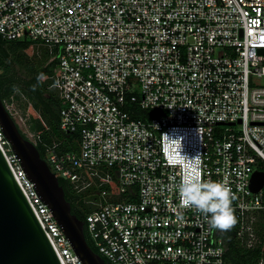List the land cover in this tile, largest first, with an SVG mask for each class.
Wrapping results in <instances>:
<instances>
[{
	"label": "built area",
	"instance_id": "1",
	"mask_svg": "<svg viewBox=\"0 0 264 264\" xmlns=\"http://www.w3.org/2000/svg\"><path fill=\"white\" fill-rule=\"evenodd\" d=\"M0 36L57 60L49 88L79 149L54 143L45 161L77 193L108 186L84 223L105 261L225 264V239L180 203L179 185L197 172L231 188L240 243H261L264 185L250 184L264 172V0H0ZM10 102L36 145L31 114ZM131 105L157 113L135 119ZM0 146L62 264H83L1 127Z\"/></svg>",
	"mask_w": 264,
	"mask_h": 264
},
{
	"label": "water",
	"instance_id": "2",
	"mask_svg": "<svg viewBox=\"0 0 264 264\" xmlns=\"http://www.w3.org/2000/svg\"><path fill=\"white\" fill-rule=\"evenodd\" d=\"M264 54V49L259 51ZM0 127L13 154L33 182L83 264H109L88 245L84 222L72 213L58 178L36 146L24 138L0 97ZM264 185V172L255 171L252 192ZM0 264H62L33 206L21 188L0 146Z\"/></svg>",
	"mask_w": 264,
	"mask_h": 264
},
{
	"label": "trees",
	"instance_id": "3",
	"mask_svg": "<svg viewBox=\"0 0 264 264\" xmlns=\"http://www.w3.org/2000/svg\"><path fill=\"white\" fill-rule=\"evenodd\" d=\"M35 47L37 46L28 40H4L0 36V97L5 104L19 94L25 96L31 103L34 113L30 115L28 129L40 135V140L35 146L41 158L45 160L47 146L54 143H56L58 151H78L79 133L60 130V103L55 92L49 88L52 84L57 60L55 57L45 60L42 56L37 60L32 59L29 51ZM40 47L38 46V48ZM38 77L41 78L37 79ZM129 108L131 116L135 119L149 118L157 113L139 109L136 105H131ZM19 131L27 139L26 134L20 128ZM59 184L63 187L72 213L85 223V216L91 212L90 207L85 203V195L81 192L77 193L73 185L62 179H59ZM101 188H108V186L105 185ZM100 189L91 188L87 191H90L96 198ZM257 224L261 243L250 248L241 244L236 237L237 219L236 223L228 230L215 228L218 235L225 239L227 245L225 264H257L264 256V213L259 215ZM84 232L88 245L98 254L86 227Z\"/></svg>",
	"mask_w": 264,
	"mask_h": 264
},
{
	"label": "clouds",
	"instance_id": "4",
	"mask_svg": "<svg viewBox=\"0 0 264 264\" xmlns=\"http://www.w3.org/2000/svg\"><path fill=\"white\" fill-rule=\"evenodd\" d=\"M179 196L182 207L195 208L215 228L228 230L236 223L232 208L234 196L226 182L202 181L197 172L179 185Z\"/></svg>",
	"mask_w": 264,
	"mask_h": 264
},
{
	"label": "rangeland",
	"instance_id": "5",
	"mask_svg": "<svg viewBox=\"0 0 264 264\" xmlns=\"http://www.w3.org/2000/svg\"><path fill=\"white\" fill-rule=\"evenodd\" d=\"M29 55L32 59L37 60L40 56L44 57L45 60L51 59L53 56L49 53L48 48L46 47H35L33 50L29 51ZM56 94V93H55ZM27 98L23 95L17 94L15 98L10 102L9 106H13L16 109H18L20 112H23V110H26L29 112V114L34 113L32 108L28 106ZM21 129L25 132H27V128L25 126H21ZM85 195L86 201L85 203L90 207L91 211L96 207L95 203L99 202L100 196H96V198L93 197L90 191H83L81 192Z\"/></svg>",
	"mask_w": 264,
	"mask_h": 264
}]
</instances>
